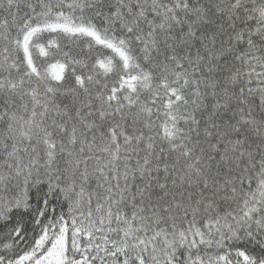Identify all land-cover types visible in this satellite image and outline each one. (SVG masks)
<instances>
[{"label": "snow or ice", "instance_id": "6c2138e0", "mask_svg": "<svg viewBox=\"0 0 264 264\" xmlns=\"http://www.w3.org/2000/svg\"><path fill=\"white\" fill-rule=\"evenodd\" d=\"M0 264H264V0H0Z\"/></svg>", "mask_w": 264, "mask_h": 264}]
</instances>
